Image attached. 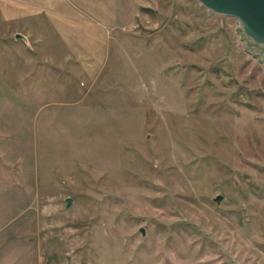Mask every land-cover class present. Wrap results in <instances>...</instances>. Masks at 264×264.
<instances>
[{"label":"rangeland","instance_id":"1","mask_svg":"<svg viewBox=\"0 0 264 264\" xmlns=\"http://www.w3.org/2000/svg\"><path fill=\"white\" fill-rule=\"evenodd\" d=\"M0 264H264V46L197 0H0Z\"/></svg>","mask_w":264,"mask_h":264},{"label":"water","instance_id":"2","mask_svg":"<svg viewBox=\"0 0 264 264\" xmlns=\"http://www.w3.org/2000/svg\"><path fill=\"white\" fill-rule=\"evenodd\" d=\"M203 7L216 15L238 21L247 38L264 46V0H197ZM19 36H17L18 38ZM221 196L214 199L219 204ZM71 200H66V208Z\"/></svg>","mask_w":264,"mask_h":264}]
</instances>
